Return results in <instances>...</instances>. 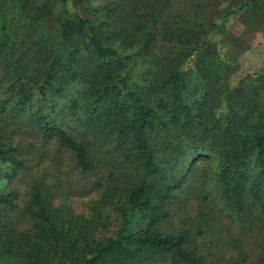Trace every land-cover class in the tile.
Returning <instances> with one entry per match:
<instances>
[{
	"label": "trees",
	"instance_id": "obj_1",
	"mask_svg": "<svg viewBox=\"0 0 264 264\" xmlns=\"http://www.w3.org/2000/svg\"><path fill=\"white\" fill-rule=\"evenodd\" d=\"M261 1L238 0L225 16ZM86 2L71 10L69 0H0V183L28 188L23 205L17 187L0 188V264H208L190 230L165 222L200 161L213 164L229 205L242 210L252 194L264 213V74L230 88L202 38L225 26L199 20L208 0ZM225 98L231 105L217 117ZM29 129L25 148L11 137ZM38 139L67 152L75 176L103 160L135 165L136 179L118 167L91 184L96 204L117 206L116 231L98 209L88 217L55 205L61 183L40 171Z\"/></svg>",
	"mask_w": 264,
	"mask_h": 264
},
{
	"label": "rangeland",
	"instance_id": "obj_2",
	"mask_svg": "<svg viewBox=\"0 0 264 264\" xmlns=\"http://www.w3.org/2000/svg\"><path fill=\"white\" fill-rule=\"evenodd\" d=\"M108 0H87V7L103 6ZM180 3V0H175ZM184 1V0H181ZM191 1V0H190ZM209 3L203 13L200 14L201 23H214L220 25L225 20L224 31H217L218 27H212L202 38L210 40L214 52L211 56L219 57L226 72V81L233 90L238 89L244 82L261 81L260 75L264 74V1L248 6V9L240 10L236 14L225 16V13L239 6L238 0H208ZM71 10L77 8L75 0H69ZM178 5V4H177ZM78 7H81L78 6ZM57 10V5H55ZM247 9V10H246ZM51 20H47L46 26ZM53 28V26H49ZM222 70V69H221ZM220 70V71H221ZM259 76V80L257 78ZM217 86V84L215 85ZM197 85L191 87V93H199ZM263 94V89L260 91ZM229 102L223 99L220 107L216 109L217 117L224 118L229 109ZM231 105V104H230ZM25 128V125H24ZM75 135H79L77 128H69ZM35 135L32 129L26 133H17L15 138L22 146L26 142L33 141ZM185 145H189L185 140ZM41 153L39 169L48 179L56 185L57 198L54 203L57 207L68 204L77 214L91 216L93 210L102 212L103 220L110 222V231L114 232L120 223V213L116 205H98L99 194L92 190L94 181H107L110 174L116 168L122 167L120 174L126 178L136 179L138 170L132 163L122 166L116 164V168L110 166L105 160L96 170L85 174L83 177L70 173V157L67 152L62 153L53 143H44L42 139L36 141L35 156ZM159 156L166 153L159 152ZM103 157V154H100ZM192 153L186 152L181 165L177 162L176 172L181 175L187 169L192 159ZM169 159L171 157L169 156ZM211 161H200L188 176L182 181L180 188L172 200L170 216L166 219L165 227L171 232L181 229L191 231V243L200 248L207 256L208 264H227L232 260L236 264H264V213L259 204L255 203L253 195L246 197L242 210L229 205L221 192L220 182L217 180V172L214 171ZM123 180L122 178H120ZM12 185L19 189L20 205L28 198L26 181L8 183L2 180L0 188L10 190Z\"/></svg>",
	"mask_w": 264,
	"mask_h": 264
}]
</instances>
